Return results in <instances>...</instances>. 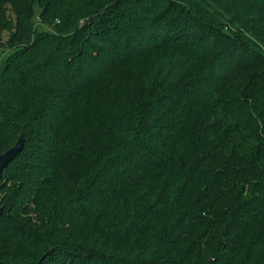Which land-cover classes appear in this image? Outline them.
Returning <instances> with one entry per match:
<instances>
[{"label":"trees","instance_id":"16d2710c","mask_svg":"<svg viewBox=\"0 0 264 264\" xmlns=\"http://www.w3.org/2000/svg\"><path fill=\"white\" fill-rule=\"evenodd\" d=\"M19 136L0 261L264 264V0H0Z\"/></svg>","mask_w":264,"mask_h":264},{"label":"water","instance_id":"95a60500","mask_svg":"<svg viewBox=\"0 0 264 264\" xmlns=\"http://www.w3.org/2000/svg\"><path fill=\"white\" fill-rule=\"evenodd\" d=\"M23 146V136H19L15 143L10 147L6 148L3 153L0 154V179L2 177V171L6 167V165L13 160L20 152ZM2 212V207H0V213ZM51 250L45 252L41 258L37 261L36 264H43V258L45 255L49 254ZM0 264H12L0 261Z\"/></svg>","mask_w":264,"mask_h":264},{"label":"rangeland","instance_id":"374dc122","mask_svg":"<svg viewBox=\"0 0 264 264\" xmlns=\"http://www.w3.org/2000/svg\"><path fill=\"white\" fill-rule=\"evenodd\" d=\"M35 21H36L35 27L40 28V29L43 28V29H47V30L50 29V26L47 25V24H43L42 22H40V20H39L38 17H36Z\"/></svg>","mask_w":264,"mask_h":264}]
</instances>
